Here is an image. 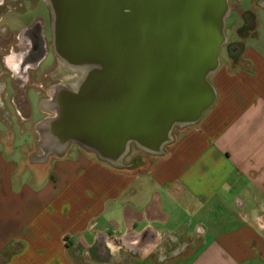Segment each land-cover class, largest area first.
Returning <instances> with one entry per match:
<instances>
[{"label":"crops","instance_id":"1","mask_svg":"<svg viewBox=\"0 0 264 264\" xmlns=\"http://www.w3.org/2000/svg\"><path fill=\"white\" fill-rule=\"evenodd\" d=\"M240 8L244 43L211 75L214 104L146 163L13 144L0 126V264H264V0ZM18 30L0 24V35ZM49 94L24 114L15 71L0 62L15 137L46 132Z\"/></svg>","mask_w":264,"mask_h":264},{"label":"water","instance_id":"2","mask_svg":"<svg viewBox=\"0 0 264 264\" xmlns=\"http://www.w3.org/2000/svg\"><path fill=\"white\" fill-rule=\"evenodd\" d=\"M46 2L54 53L81 74L83 91L75 97L79 103L70 126L80 134L86 131L97 150L92 132L116 135V162L130 142L162 153L173 126L197 123L214 104L209 78L225 43L227 0ZM238 49L233 45L230 50ZM82 93L98 105L91 113L82 110ZM67 119H61L62 127Z\"/></svg>","mask_w":264,"mask_h":264},{"label":"flooded vegetation","instance_id":"3","mask_svg":"<svg viewBox=\"0 0 264 264\" xmlns=\"http://www.w3.org/2000/svg\"><path fill=\"white\" fill-rule=\"evenodd\" d=\"M0 6H3V3H1ZM240 16L241 25L236 29L237 33H239L240 28L245 27L246 25L243 16ZM25 27H30V29L24 35H19V32ZM23 28L16 31V33H5L4 35H0V49L4 52L0 55V62H6L15 71L16 82L20 85V105L24 107V114L29 116L33 113L31 102L26 96V89L32 87V85H30L31 81L40 83V86L37 87V95L40 98L44 95L45 97L42 99H45L50 95L49 93H52L51 98H49V103L55 108L56 112L53 119L44 120V124H46V132L40 136L38 135L34 140L30 139L31 141L29 144L31 143L35 146L43 147L44 150L48 151L55 148L63 149L73 145L82 146L90 149L101 158L116 162L118 147L116 135L112 138L109 132L99 134L92 132L91 141L100 144L99 149L101 150H97L92 143H89L90 140L87 137L85 138L84 135L86 131H83L81 132L82 134H80L74 131L70 126L69 120H74V117H76L73 113L75 110L74 106L79 103L75 102V97L77 99L81 98V95L79 94L81 90L83 91V88L79 86V80L72 83L71 86H60L57 85V83L56 86L54 85V88L51 87L48 90L44 88L42 81L47 77V72L39 70V65L47 55L51 45L47 43L42 19L37 17L35 20H30V22L26 23ZM233 45L238 44L233 43L229 45V48ZM41 54H44V57L36 65V61ZM44 82H46V80ZM87 94L88 93L83 95L82 93V110L88 114L98 107V105L94 104ZM42 113L44 114V112ZM63 116L70 117V119H67L68 123L64 127H62L61 123V119L64 118ZM6 120L7 119H4L3 121L0 120V126L6 129V139L11 142L15 136L11 132L10 121L7 122ZM129 144L134 143L130 142ZM111 145L113 146V151H111Z\"/></svg>","mask_w":264,"mask_h":264},{"label":"rangeland","instance_id":"4","mask_svg":"<svg viewBox=\"0 0 264 264\" xmlns=\"http://www.w3.org/2000/svg\"><path fill=\"white\" fill-rule=\"evenodd\" d=\"M10 1L12 0H3V6H0V10L3 9V13H2V19L0 21V24H6L10 26V29H21L24 27V24L30 22V20H35L37 17H40L43 21V29L45 32V36L47 39V43L49 45H51L49 47L48 53L45 56V58L43 59V61L40 63L39 65V70H43L45 72H47V77L44 78L46 80V82H43L44 88L45 89H50L51 87H54V85H56L57 83H65V87L66 86H71L72 83H75L77 80H79L81 78V74L79 71L77 70H73L71 69L69 66H67L55 53L52 47V33H51V24H52V20H51V12L49 9V6L46 2V0H34V1H30V0H23V9L19 8V6L16 3H12V5L14 6V9H6V7H8L10 5ZM228 3V13L225 17V21H224V33H225V43L223 44V46L221 47V52L219 55V59L220 61H224L227 58L228 55V47L229 45L233 44L234 42H242L244 43V38L242 39L239 36H243L244 31L247 30V28L242 27L240 28L239 31V35L236 32V29L241 25V16H237V14L242 13L241 12V8L240 6H245V0H227ZM247 3V1H246ZM240 5V6H239ZM19 8V9H17ZM17 9V10H16ZM211 77L209 78L210 81ZM16 92V91H13ZM13 94V93H12ZM43 95V94H41ZM26 96L28 98V100L31 102V104L35 107V109L37 108V98L39 97L38 95L35 94V91L33 88H27L26 89ZM36 96V97H34ZM45 96L43 95L42 98H44ZM11 111V112H9ZM14 112V109L11 108V105L8 104L4 105V108H0V119L4 120L3 117L6 116L5 119H7L6 121H10V126L14 125L13 120H10L11 118L9 117L12 113ZM206 112V111H205ZM13 118L15 114L13 113ZM42 117V114L38 113V111L36 112V117ZM12 117V116H11ZM15 121V120H14ZM20 122V121H19ZM21 125L23 123H20ZM9 125V124H8ZM26 126V125H24ZM182 127L184 126H173V128L171 129L170 132V136L171 138L175 137V135H177L180 131V129H182ZM1 128V127H0ZM4 128V127H2ZM15 136V135H14ZM4 138L6 137L5 135L3 136ZM38 137L37 134L35 135H30L28 134L27 136L24 134H20L18 133L16 135V137L13 139L12 143L13 144H22V143H29L31 140L30 139H36ZM42 138V137H41ZM6 140V138H5ZM30 146H32L33 144H28ZM168 143H166L163 146V151H165L166 147H167ZM39 147V146H38ZM43 148V147H42ZM55 152V151H53ZM127 156L126 159H132L133 163H137V164H142V163H146L145 161H143V158H146L148 160H152L158 156H160V154H155V153H151L149 151H146L140 147H138L137 145L134 144H129V147L127 149L126 152ZM122 168H128L126 163H123L122 165H119Z\"/></svg>","mask_w":264,"mask_h":264}]
</instances>
